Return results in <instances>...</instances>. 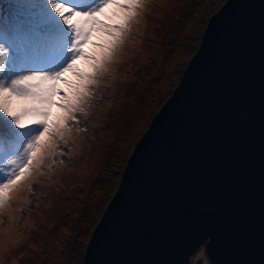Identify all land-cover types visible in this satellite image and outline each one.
I'll return each mask as SVG.
<instances>
[{
    "label": "water",
    "instance_id": "95a60500",
    "mask_svg": "<svg viewBox=\"0 0 264 264\" xmlns=\"http://www.w3.org/2000/svg\"><path fill=\"white\" fill-rule=\"evenodd\" d=\"M264 264V0L210 15L136 141L83 264Z\"/></svg>",
    "mask_w": 264,
    "mask_h": 264
},
{
    "label": "snow or ice",
    "instance_id": "6c2138e0",
    "mask_svg": "<svg viewBox=\"0 0 264 264\" xmlns=\"http://www.w3.org/2000/svg\"><path fill=\"white\" fill-rule=\"evenodd\" d=\"M10 2L7 14L0 10V260L19 244L12 205L28 203L26 194L64 163L59 149L91 118L152 0ZM40 62L47 70L29 67Z\"/></svg>",
    "mask_w": 264,
    "mask_h": 264
},
{
    "label": "rangeland",
    "instance_id": "374dc122",
    "mask_svg": "<svg viewBox=\"0 0 264 264\" xmlns=\"http://www.w3.org/2000/svg\"><path fill=\"white\" fill-rule=\"evenodd\" d=\"M212 1L152 0L140 33L122 53L115 77L104 82L106 90L89 110L91 118L80 124L75 143L59 149L64 163L58 160L53 179L26 194L28 203L22 199L12 205V239L19 244L13 247L10 242L0 264H83L89 233L117 188L129 154L177 85L210 15L225 0L211 10ZM79 2L83 0H73ZM11 8L10 0H0L4 13ZM65 42L59 38V43ZM29 67L47 70L49 65ZM197 258L200 264L207 262L203 244L192 251L188 264Z\"/></svg>",
    "mask_w": 264,
    "mask_h": 264
},
{
    "label": "trees",
    "instance_id": "16d2710c",
    "mask_svg": "<svg viewBox=\"0 0 264 264\" xmlns=\"http://www.w3.org/2000/svg\"><path fill=\"white\" fill-rule=\"evenodd\" d=\"M218 1H219V0H213L212 3H210L209 6H210L211 10L214 9V7H215V9H216L217 6H215V4H216Z\"/></svg>",
    "mask_w": 264,
    "mask_h": 264
}]
</instances>
